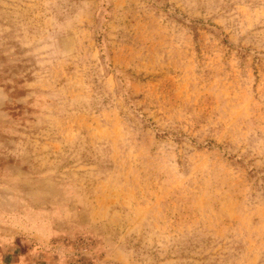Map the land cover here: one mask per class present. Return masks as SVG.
<instances>
[{"label": "rangeland", "instance_id": "obj_1", "mask_svg": "<svg viewBox=\"0 0 264 264\" xmlns=\"http://www.w3.org/2000/svg\"><path fill=\"white\" fill-rule=\"evenodd\" d=\"M0 264H264V0H0Z\"/></svg>", "mask_w": 264, "mask_h": 264}]
</instances>
